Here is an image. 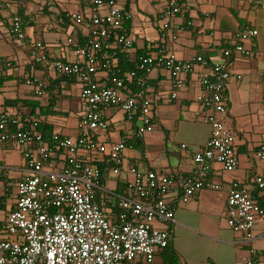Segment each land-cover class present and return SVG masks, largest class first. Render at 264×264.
Listing matches in <instances>:
<instances>
[{"label": "built area", "instance_id": "obj_1", "mask_svg": "<svg viewBox=\"0 0 264 264\" xmlns=\"http://www.w3.org/2000/svg\"><path fill=\"white\" fill-rule=\"evenodd\" d=\"M133 1L86 0V12L69 15L70 20L89 31L85 43L75 47L77 60L52 56L42 41L30 43L34 63L81 82L85 109L76 138L56 132L46 139L38 120L25 126L20 118L0 116V142L16 143L26 161L25 174L16 184L14 207L0 223V264H134L141 257L152 263L156 252L170 242V232L154 223L175 220L168 200L173 191L179 188L180 200L188 202L206 186L215 187L208 183L212 163H220L226 171L239 166L237 137L227 124L225 90L234 77L236 56L253 54L244 42L257 36L258 30L236 33L237 41L232 47L223 48L221 59L213 63L201 54L181 59L166 48H158L140 57L133 70L113 76L108 85L99 81L98 72L116 68L113 44L125 51L133 48L134 40L124 30L125 23L132 19L129 5ZM171 10L180 13L182 9L171 2ZM65 20L60 17V22ZM9 34L19 41L27 39L21 16L13 17ZM68 43L74 44L73 39L69 38ZM6 65L13 63L6 61ZM156 68L170 74L171 101L178 97L189 76H195L202 87L197 100L211 133L195 152L196 168L189 175L141 170L134 162H126L127 145L123 140L101 142L96 138L97 130L110 129L105 116L110 107H119L127 118L138 119L140 138L155 129L147 75ZM236 77L240 79L242 75ZM27 82L35 85V94H47V76L30 77ZM258 155L264 159V145ZM100 163L110 167L117 177L125 169L130 179L123 193L113 194L117 213L101 200L104 188ZM255 182L264 195V171L257 174ZM225 219L229 227L253 239L257 221L264 219V207L234 181ZM236 264H264V259H244Z\"/></svg>", "mask_w": 264, "mask_h": 264}, {"label": "crops", "instance_id": "obj_2", "mask_svg": "<svg viewBox=\"0 0 264 264\" xmlns=\"http://www.w3.org/2000/svg\"><path fill=\"white\" fill-rule=\"evenodd\" d=\"M171 2L181 6L180 13L172 12ZM186 5L190 8L186 9ZM129 9L132 19L126 29L134 44L128 51L113 44L116 68L126 60L130 68L137 59L161 47L181 59L201 54L213 63L221 59L223 48L232 47L237 41L236 33L258 30L257 36L244 42L253 54L236 56L234 77L225 90L227 124L237 137L239 166L226 171L220 163H212L208 183L215 187L206 186L188 202L180 200L181 191L176 188L168 197L175 220L154 223L170 232L169 247L159 249L152 263L141 257L134 264H236L244 259H264V219L257 221L253 239L229 227L225 219L234 181L253 196L262 195L255 177L264 171V159L258 155L264 145V1L134 0ZM86 11V0H0V116L20 118L25 126L38 120L51 134L58 132L74 138L80 135L79 121L85 109L81 82L74 77L58 76L34 63L30 43L42 41L52 56L77 60L75 45L84 44L89 31L70 20L69 15ZM15 15L22 16L25 22L24 41L9 34ZM60 17H65V22H60ZM69 38L74 44L68 43ZM6 61L13 65L8 67ZM110 73L98 72L99 81L111 85ZM238 74L242 75L240 79L236 77ZM44 76L48 77L49 86L47 94L39 96L35 94V85L27 81L30 77ZM147 84L155 129L140 138L138 119H129L119 108L110 107L105 111L110 129L95 132L96 138L101 142L123 140L127 145L126 162H134L141 170L189 175L196 168L195 152L211 133L197 100L202 87L195 76H189L178 97L171 101L173 84L169 72L163 68L150 72ZM11 144L0 142V156L5 153L1 148L14 147ZM25 169V165L15 168L0 164V223L14 207L16 184ZM129 180L125 169L117 177L110 167L103 166L101 200L113 213L118 211L114 208L117 199L113 194L123 193Z\"/></svg>", "mask_w": 264, "mask_h": 264}, {"label": "rangeland", "instance_id": "obj_3", "mask_svg": "<svg viewBox=\"0 0 264 264\" xmlns=\"http://www.w3.org/2000/svg\"><path fill=\"white\" fill-rule=\"evenodd\" d=\"M81 29L86 30V28L84 27H81L79 26ZM119 108V107H117ZM96 132H104V131H101V130H97ZM9 143V142H7ZM10 145V144H8ZM11 145H13L14 147L12 148H7V150H5L4 148H1L2 152H5L4 155L0 156V164L1 166L4 165L5 167H20L21 165H25L26 164V161H25V158L20 154L19 152V147L16 143H12ZM19 174V173H18ZM17 175V173H16ZM14 197L12 196V199ZM9 214V213H8ZM8 216V215H7ZM226 223H227V220H226Z\"/></svg>", "mask_w": 264, "mask_h": 264}, {"label": "trees", "instance_id": "obj_4", "mask_svg": "<svg viewBox=\"0 0 264 264\" xmlns=\"http://www.w3.org/2000/svg\"><path fill=\"white\" fill-rule=\"evenodd\" d=\"M21 17H22V16H21ZM24 23H25V22H24ZM128 23H129V21L126 22L125 25H124V30H125L126 33H127V29H126V28H127ZM78 45H79V44H76L75 47L78 46ZM81 45H83V44H81ZM138 60H139V59H137V60L135 61L134 65L131 66L130 68H128V66H127V65H128L127 60H126L124 63L122 62V64H120L117 68H115V69L110 73V77L118 76V75H124L126 72H128V71H130V70H133V69L136 67L137 63H138ZM110 83H111V82H110ZM39 129L42 131V133L44 134V136L46 137V139H50V137L52 136V134L46 132V131L44 130V128H42L41 124H39ZM100 166H101V168L103 169V166H104V165L100 163ZM254 197L256 198L257 202H258L261 206L264 207V195H256V196H254ZM114 208H117V207L115 206ZM168 247H169V246H168ZM169 249H170V248H169ZM169 254H170V256H172L171 259H173V257H174V252L172 251V249L169 250Z\"/></svg>", "mask_w": 264, "mask_h": 264}, {"label": "bare ground", "instance_id": "obj_5", "mask_svg": "<svg viewBox=\"0 0 264 264\" xmlns=\"http://www.w3.org/2000/svg\"><path fill=\"white\" fill-rule=\"evenodd\" d=\"M11 116V115H10Z\"/></svg>", "mask_w": 264, "mask_h": 264}]
</instances>
